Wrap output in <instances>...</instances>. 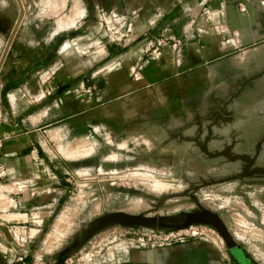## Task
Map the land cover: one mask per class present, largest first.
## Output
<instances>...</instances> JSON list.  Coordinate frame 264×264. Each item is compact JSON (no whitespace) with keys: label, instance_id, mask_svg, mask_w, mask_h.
<instances>
[{"label":"crops","instance_id":"1","mask_svg":"<svg viewBox=\"0 0 264 264\" xmlns=\"http://www.w3.org/2000/svg\"><path fill=\"white\" fill-rule=\"evenodd\" d=\"M31 1L0 69V264L56 262L45 230L67 202L75 177L65 174L111 188L126 175L158 182L161 165L194 161L197 147L204 153L199 142L211 125L209 147L219 146L231 130L227 116L215 115L230 86L224 76L233 67L264 69V0ZM123 18L132 35L108 41L105 29ZM161 37L169 44L153 47ZM90 85L97 87L83 92ZM237 144L232 137L217 151L237 152ZM224 181L203 180L184 195L195 199L201 186ZM224 189L219 208L203 205L220 214L239 247L215 235L135 247L120 225H105L101 231L116 229L121 239L94 234L85 264H264V183ZM36 243L44 247L32 249Z\"/></svg>","mask_w":264,"mask_h":264},{"label":"rangeland","instance_id":"2","mask_svg":"<svg viewBox=\"0 0 264 264\" xmlns=\"http://www.w3.org/2000/svg\"><path fill=\"white\" fill-rule=\"evenodd\" d=\"M21 1L23 4L26 2L32 3L31 0ZM19 4L17 0H0V53L7 40L5 36L10 34L15 19L20 14ZM55 9L60 13V7ZM258 9L263 11L264 7H258ZM206 10L204 8V11ZM227 72L224 77L226 78L225 81L229 82L228 80H230V86L226 96V108L230 112V118L228 119L230 125L228 127L231 130L229 129V134L219 137L217 140L221 143L217 147L212 146L211 150L217 151L225 142L232 137H236L238 144L235 151L255 154V151L260 148L257 164L264 166V69H238L233 67L232 70ZM224 103L225 101L222 100L216 105L219 107ZM199 151L197 147L195 152H191L190 158L194 156V161L178 158L171 166L161 165L159 178L157 177L158 182L152 179H141V183H135L133 179H129L126 175L124 176L126 178L119 177L116 179L113 188H111L106 186L104 182L99 181L92 185L83 176H78L75 171L72 174H65L71 178L72 176L75 177L72 180H67V183H69L67 202L62 209L63 212L56 217V222H53L45 230V232H49L51 243L56 245L53 250V260L57 261L60 255H63L67 259L64 263L85 264L89 256L85 255L90 251L91 242L95 240L94 234L97 233L100 234L97 236L98 238L99 236H105V238L109 237L113 241L120 240V233H117L118 230L116 229L102 231L99 229L93 234L94 225L99 217L107 212L114 210L144 212L174 220L183 216V213L197 209L198 202L219 208L221 199L227 195L222 193L227 183H244L250 179H256L258 183H264V175L262 174L233 178L242 170L244 163L241 160L230 161L225 156L209 158ZM71 166L76 167L75 163H72ZM125 171L129 173V170ZM119 174L126 173L121 172ZM146 177L148 178V176ZM221 178H226V181L201 186L200 189L196 190L197 197L195 199H192L189 195H184L185 190L192 185H200L203 180L213 181ZM162 184H167L168 187L163 188ZM171 193H181V195L163 197V195ZM120 227L122 229L126 227L134 228L131 230L140 229L145 233H149L154 228L127 225H120ZM160 229L163 232L171 230L170 228ZM141 231L138 233L141 234ZM138 233L131 231L126 235L133 246V240L138 237ZM220 239L224 241L221 236ZM210 241L213 243L212 239ZM42 246L44 247L41 243H36V246L31 248L41 250ZM47 246L45 247L47 248ZM23 248L29 250L30 246H24Z\"/></svg>","mask_w":264,"mask_h":264},{"label":"water","instance_id":"3","mask_svg":"<svg viewBox=\"0 0 264 264\" xmlns=\"http://www.w3.org/2000/svg\"><path fill=\"white\" fill-rule=\"evenodd\" d=\"M19 3L22 10L21 15L13 27L10 38L0 59V69L25 14L24 5L22 1L19 0ZM226 105L227 103L225 102L224 107H222L217 113L216 122L219 119H224V115L227 116V119L225 120H228L230 118V112L225 108ZM212 127L213 125L209 126L206 138L202 142H199L200 149L205 154L213 158L225 156L230 161L241 160L244 163L242 170L240 173L234 175L233 178L251 177L256 174L264 175V166L256 163L259 155L258 153L255 155H251L249 153L234 152L232 146L225 147L224 149H221L219 151H212L209 147V140L213 135ZM197 223L208 224L214 227L220 234V236L223 238L224 242L230 250L239 247L238 242L233 237L232 233L230 232L229 228L227 227L225 221L220 216V214L204 206L200 202H198L197 209L183 213V216L174 220L167 219L163 216L149 215L144 212L135 213L124 210L110 211L105 213L103 216L99 217L97 223L94 225L93 234L105 225L120 224L127 226H150L154 228L180 229ZM65 260L66 257L60 255L58 261H56L55 263L48 264H64Z\"/></svg>","mask_w":264,"mask_h":264},{"label":"built area","instance_id":"4","mask_svg":"<svg viewBox=\"0 0 264 264\" xmlns=\"http://www.w3.org/2000/svg\"><path fill=\"white\" fill-rule=\"evenodd\" d=\"M106 24V22H105ZM105 38L113 43H122L126 38H129L133 33L132 25L127 21V19L123 18L119 23H114L110 26H107L105 29ZM153 47H165L169 44V38L161 37L160 39L153 41ZM173 45L180 49L183 45L180 39H174ZM96 85H90L84 87L83 92H88L95 89ZM221 109V107H219ZM217 108V110H219ZM134 228L126 227L124 229V234L130 233H138L141 230H131ZM139 234V233H138ZM213 235L219 236L218 232L214 227L208 224H192L188 227L180 228V229H171L168 231L161 230L160 228H152L149 233H145L141 231V234L133 240V244L135 247H154V246H163V245H172L176 243H185L191 239H203L209 240ZM18 260L25 261V256L20 255ZM67 261V259H66Z\"/></svg>","mask_w":264,"mask_h":264},{"label":"flooded vegetation","instance_id":"5","mask_svg":"<svg viewBox=\"0 0 264 264\" xmlns=\"http://www.w3.org/2000/svg\"><path fill=\"white\" fill-rule=\"evenodd\" d=\"M219 107H221V108H222V107H224V105H222V106H219ZM219 107L217 106V108H219ZM217 108H216V111H217ZM225 108H226V107H225ZM219 109H220V108H219ZM226 109H227V108H226ZM217 113H218V112H216V113H215V115H216V116H217ZM224 116H226V115H224ZM219 120H220V119H219Z\"/></svg>","mask_w":264,"mask_h":264}]
</instances>
